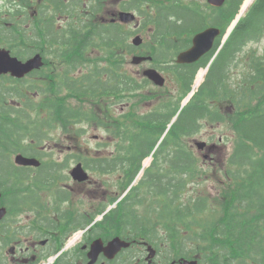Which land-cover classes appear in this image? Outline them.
Wrapping results in <instances>:
<instances>
[{"label":"trees","instance_id":"1","mask_svg":"<svg viewBox=\"0 0 264 264\" xmlns=\"http://www.w3.org/2000/svg\"><path fill=\"white\" fill-rule=\"evenodd\" d=\"M244 1L230 0L228 7L220 9L218 21L223 29L233 21ZM140 14L145 18V25L155 29V44L149 45L153 61L166 65L175 62L177 54L191 46L192 34L203 26L197 12L163 9L154 14L142 10ZM206 19L204 15L203 20ZM181 20L187 21L181 23ZM87 24L92 33L86 37L74 29L71 33L59 34L57 41L53 37L54 24L49 23V46L61 54L58 89L53 83L45 89L40 87L42 93H48L38 102L28 99L23 110L8 108L0 102V122L4 123H0V140L7 139L11 144L31 139L42 142L52 138L57 127L62 135L78 139L87 130L86 124L103 127L110 137L98 143V147L115 144L120 153L93 162L124 166L119 196L126 193L121 201L126 229L159 246L163 238L157 227L162 224L166 232H172L173 253L177 259H197L200 264H264L263 58L256 57L254 70L241 72L236 83L231 85L228 77L232 61L264 24V0H259L252 12L240 20L219 51L206 81L179 114L182 97L191 91L197 69L174 65L171 70L176 69L185 79L181 99L174 103L160 101L155 110L140 112V106L148 107L149 103L139 93L153 83L144 76L134 75L127 66L129 60L124 52L130 54L137 50L128 41L131 32L121 35L118 25L98 31V25L92 20ZM219 45L220 40L215 51ZM37 88L29 87L31 91ZM216 100L221 103L218 111ZM227 103L235 106L230 112L224 109ZM120 105L124 109L121 113L117 110ZM225 115L236 136L233 152L228 157V165L234 168L224 170L223 176L217 175L215 193L206 190L202 194L199 190L183 201L185 188L201 185L208 177L192 148L181 139L197 132L200 120L223 123L227 121ZM150 156L154 161L133 185L143 161ZM155 205L160 209L154 208ZM189 243L191 249L186 248Z\"/></svg>","mask_w":264,"mask_h":264},{"label":"flooded vegetation","instance_id":"2","mask_svg":"<svg viewBox=\"0 0 264 264\" xmlns=\"http://www.w3.org/2000/svg\"><path fill=\"white\" fill-rule=\"evenodd\" d=\"M258 1L251 5L248 14ZM151 9L197 12V16L202 18L203 26L193 36L207 28L221 29L218 21L220 8L210 4L208 0L206 4L185 3L184 0H0V48L8 50L12 58L23 64L36 55H40L42 59L52 58L53 62L49 63L56 64L53 69L44 61V69L35 70L39 74L38 81L43 85L47 77L40 72L58 73V65L61 63V54L51 51L48 45L50 22L54 24L53 37L59 41V34L71 33L74 29L85 37L92 33L87 24L90 20L98 25V31L109 25H119L123 32L124 24L117 19L119 13ZM204 11L208 12L206 20H203ZM107 14H110V18H106ZM186 21L181 20V23ZM187 35L186 33L184 37ZM259 40L264 41L262 25L248 46ZM218 41L219 36L214 40V48L195 63L179 65L197 69L198 72L215 53ZM167 54L173 55L169 52ZM176 64L169 62L166 66L172 69ZM9 69V73L0 72V102L8 108L23 110L28 99L30 102L38 94L30 93L23 87L29 74L19 76L13 61L9 64ZM58 82L59 77H54V83ZM219 105V100H216L217 111ZM67 151L65 158H68L61 162L60 154H56L55 149H51L48 144H37L33 140L11 144L7 139L0 140V209L5 210L0 211V264H7L9 258L13 264H154L153 260L148 259L149 245L153 244L157 249L158 258L162 253L161 248L150 243L147 237L125 228L124 205L115 201L119 194L111 196L110 201L98 211L76 207L77 203L74 204L77 201L76 195L80 200L81 195L86 194L81 187H86L87 181L97 175L93 173V168L107 171L101 174L105 176L118 171L121 174L119 190H122V164L92 163L94 152L101 155L102 152L110 151L108 156H113L119 154L120 150L69 147ZM75 154L77 157H73ZM20 156L31 159L34 163H21ZM78 163H82L87 172L84 180L75 179L73 175ZM69 181L77 185L76 193L70 188ZM112 203L113 206L109 208ZM101 212L104 214L99 216ZM81 230L83 231L80 232ZM143 232L146 230L143 229ZM117 239L129 241L131 245L128 248L121 247L113 258H109V251L106 250ZM96 243L100 252L93 262L92 250ZM155 264L185 262L181 258L158 259Z\"/></svg>","mask_w":264,"mask_h":264},{"label":"rangeland","instance_id":"3","mask_svg":"<svg viewBox=\"0 0 264 264\" xmlns=\"http://www.w3.org/2000/svg\"><path fill=\"white\" fill-rule=\"evenodd\" d=\"M184 2H195V3H200V4H206L207 0H184ZM250 0L245 1L242 5L241 13H243L242 17L245 16V9L248 6ZM151 11L152 14H154L157 9H151L148 10ZM206 12V11H204ZM208 13V12H206ZM247 13V12H246ZM131 16L127 17L126 20H121V22L124 24V29H128L129 32L135 33L132 36H130L128 39L130 42H133L134 39H136L139 35L141 41L140 44L146 43V54H150L149 50V45L152 44L153 42V34L154 30L153 28H144L143 31L141 30V27L144 24L145 18L142 14H140V11L138 12H133L130 13ZM106 18H110V14H107ZM119 20V21H120ZM229 29V28H228ZM227 35V33H226ZM225 35V36H226ZM225 38V37H224ZM158 46L155 48V52ZM262 48H264V41L259 40L258 42L255 41L249 46H247L242 54L240 55V62L238 63V59L232 61L230 70H229V78L231 82H235V76L240 75L241 71H245L250 68L251 60L255 58L253 55L254 49H258L259 52H262ZM132 57L128 55V60L129 64L127 65L128 68L133 71V74L136 76H143L145 75L146 71L150 68L159 70V73L162 77L166 79L164 85H159V82L156 83L155 85H152V87H149L145 89L144 91L139 93L140 97H143L149 104L147 107L146 105H141L140 106V112H145V111H150V110H155V108H158L159 104L161 103L160 101L164 102H170L174 103L175 101L181 99V94L183 91H181V87L183 86L182 81H179L176 76L177 73L175 72L176 69L171 70V68L166 69V63L161 62L157 63L155 61L153 62H141L139 64H132L131 63ZM155 63V65H154ZM156 64L158 66H156ZM201 71L197 78H199L200 75H202ZM138 73V74H137ZM157 80H159L157 78ZM197 83V80H196ZM189 97H185L182 104L188 101ZM145 104V103H142ZM235 108L234 105H227L224 107V109L228 112L230 110ZM102 111H105L104 105L101 107ZM162 110H167L165 108H161ZM118 112H123L124 109L120 105L118 107ZM101 111V110H99ZM231 114V113H230ZM227 118L226 122L220 123L218 122H212L210 120L202 119L199 121V129L197 132H194L190 137H182L181 142L184 141V143L190 148H192L193 152L196 154V157L199 158L201 165L204 167L203 169L206 171L205 177H208V180H203V184L199 185H191L185 188V190L182 193V198L183 201H186V198L189 197L190 195H195L196 191H201L202 194H204L207 191L215 193V187L214 183L216 182V177L218 176H223L224 170H233L234 167H230L228 165V157L230 154L233 152V146H234V140L236 138L232 126L230 122L228 121V116L225 115ZM86 131L81 133V137L78 136V139H75L73 136L68 137V135L61 134L60 128H58L56 131H54L51 134L50 139H47L44 141V144H48L51 149H55L56 154H60L61 162L65 161L67 158V149L69 147H79V148H96V149H119L115 146V144H109V146L105 148H100L98 147V143L101 142H106L109 139V134L106 132V130L103 127H95L89 124L85 125ZM206 142V146L203 149H199L198 143L200 142ZM216 144L217 148L216 149H210L209 146L212 144ZM123 150V149H122ZM127 152L126 150H123ZM95 153V152H94ZM103 154L106 155V152H103ZM110 151L108 155H110ZM116 154V152H114ZM74 156H77L75 154ZM205 157H208L207 159H204ZM154 161L153 158L150 160H144L143 165L148 168L152 162ZM161 161V159H160ZM219 168V170H218ZM115 174L112 175H101L97 174L94 175L91 180L87 181V186L86 187H81V190L85 191V195H81L80 200L78 199L76 195V200L74 204H76V207L80 208H87L89 210H94L98 211L99 209L102 208L103 204H107L108 201H110L111 196H117L120 192L119 190V185L121 182V174H119L118 171L114 172ZM144 172H142L141 176L137 178V181L135 182V185L139 182V180L142 178ZM225 179V178H224ZM202 180V179H201ZM199 180V181H201ZM70 182V188L75 191L76 193V184L73 183L72 181ZM198 196V195H197ZM196 197V196H195ZM162 207V206H161ZM154 208L160 209V206L155 205ZM158 231L160 232V235L163 238V243L159 245L161 248V255L157 256L153 263L155 264L156 260H165L163 257L168 254V252L171 254V250L174 249L175 247V242L171 238L172 232L166 230L163 228L162 224L158 225ZM185 228V227H184ZM183 229V228H182ZM182 235H186L185 231H183ZM180 243V241L178 240ZM188 249L192 248V244H186V248ZM7 264H13L10 261Z\"/></svg>","mask_w":264,"mask_h":264},{"label":"water","instance_id":"4","mask_svg":"<svg viewBox=\"0 0 264 264\" xmlns=\"http://www.w3.org/2000/svg\"><path fill=\"white\" fill-rule=\"evenodd\" d=\"M211 1L213 3H216L217 5H222V3L224 2V0H211ZM129 16H131V14L124 13V14H122V19L126 20L127 17H129ZM210 32H211V29L205 31L204 33L196 35L194 38V46L191 49H189L188 51L181 53L180 56L178 57V62L179 63H190V62H194V61L198 60L200 58V56L202 54H204L211 47V45L213 43V38L217 34V32H215L209 38L208 34ZM139 42H140V39L137 38L135 40V43L139 44ZM0 53L6 55V57L3 56L2 59L3 60L6 59V61H8L7 60V59H9L8 58V52L0 50ZM144 60H147V58L146 57H134V59H133L134 63H136V64L140 63ZM6 61H4V62H6ZM38 63H39V61H34L33 62L34 65H31L28 63H27L28 65L24 64L23 68H25V71L22 74H24L26 71H29L31 68H33V66H35ZM6 67H7L6 65L0 63V71L6 72ZM146 74L149 75L150 78H152L156 83L159 82V85H163L165 83V79L155 70L147 71ZM157 78L159 80H157ZM205 146H206V142L198 143L199 149H203V148H205ZM19 160L21 163H24V164L34 163L33 160L25 158L23 156H20ZM35 161L38 162L37 160H35ZM73 175L75 176V179H78V180H84L87 178L86 174L84 173V171L82 170L80 165L74 169ZM96 245H98V244L96 243L93 246V250H92V252H93V260L92 261L93 262L96 260L97 255L100 252V248L96 247ZM123 245H125V243L123 241H121L120 239H117L116 241H114L110 244L109 249H107L106 251L107 252L109 251V254H108L109 256H113L116 253V251H118L121 248V246H123ZM190 263L197 264L196 262H190Z\"/></svg>","mask_w":264,"mask_h":264},{"label":"bare ground","instance_id":"5","mask_svg":"<svg viewBox=\"0 0 264 264\" xmlns=\"http://www.w3.org/2000/svg\"><path fill=\"white\" fill-rule=\"evenodd\" d=\"M203 74H204V73H202V75L199 76L198 81H197L198 84L201 82L202 77H203Z\"/></svg>","mask_w":264,"mask_h":264}]
</instances>
